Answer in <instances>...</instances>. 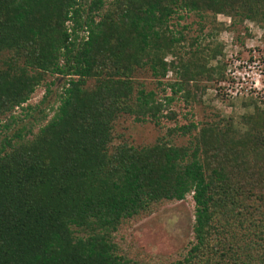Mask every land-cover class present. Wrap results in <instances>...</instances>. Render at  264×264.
Segmentation results:
<instances>
[{
    "label": "trees",
    "instance_id": "trees-1",
    "mask_svg": "<svg viewBox=\"0 0 264 264\" xmlns=\"http://www.w3.org/2000/svg\"><path fill=\"white\" fill-rule=\"evenodd\" d=\"M217 14L264 27V0H0V264H264V107L250 99L236 125L173 109L224 80ZM125 118L165 133L133 145ZM188 196L179 258L116 240Z\"/></svg>",
    "mask_w": 264,
    "mask_h": 264
},
{
    "label": "rangeland",
    "instance_id": "rangeland-1",
    "mask_svg": "<svg viewBox=\"0 0 264 264\" xmlns=\"http://www.w3.org/2000/svg\"><path fill=\"white\" fill-rule=\"evenodd\" d=\"M238 20L225 14H217L215 20L209 19L221 28L216 43L221 46L224 55V80L207 86L201 95L200 105L184 107L179 102L175 103L173 109L179 114L180 124L186 123L181 116L183 114H187V120L196 123L204 120L207 115L210 117L215 114L225 120L232 117V123L236 125L239 117L248 111L250 99H254L258 107H264V27L248 19H243L241 23H238ZM195 22L197 18L190 15L187 23H192L193 33L198 30ZM212 27V24L207 25L203 33ZM220 59L221 57H218L212 65H216ZM231 73L237 77V96L225 98L226 87H231L227 75ZM255 81L258 88H263L261 93H254V90L250 89L254 87ZM61 82L56 83L54 89H58ZM43 94L44 88L39 87L30 103H38ZM53 97L49 102L53 101ZM163 125L172 127L171 123L164 121ZM118 132L125 135L133 145L147 146L164 135L165 130H159L151 123H135L133 119L125 118L118 127ZM186 142L187 138L175 137L174 140L178 145H186ZM193 214L194 203L191 196L182 202L161 204L153 213L124 223L116 240L134 257L138 256L145 261L164 263L173 258L177 259L192 240Z\"/></svg>",
    "mask_w": 264,
    "mask_h": 264
},
{
    "label": "built area",
    "instance_id": "built-area-1",
    "mask_svg": "<svg viewBox=\"0 0 264 264\" xmlns=\"http://www.w3.org/2000/svg\"><path fill=\"white\" fill-rule=\"evenodd\" d=\"M227 76H229L228 80H230V82H231L230 83L231 84L230 85L231 87H229V86H228V88L226 87V89H225V98H227V97L228 98H231V96L236 97L237 96V83H238L237 77L234 75V73H231L230 75H227ZM258 76H260V74ZM169 78H171V74L170 73L166 76V79H169ZM257 79L258 78H256V80ZM257 81L254 82L255 83L254 87L253 88H250V89L254 90V93H259V92L261 93V91H262L263 88L262 89L261 88H258ZM262 92L264 94V90Z\"/></svg>",
    "mask_w": 264,
    "mask_h": 264
}]
</instances>
